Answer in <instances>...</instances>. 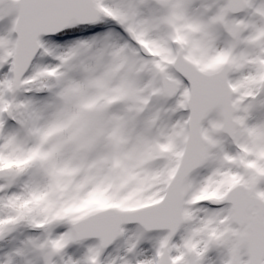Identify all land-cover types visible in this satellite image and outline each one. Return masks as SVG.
I'll return each mask as SVG.
<instances>
[{"label": "snow or ice", "instance_id": "snow-or-ice-1", "mask_svg": "<svg viewBox=\"0 0 264 264\" xmlns=\"http://www.w3.org/2000/svg\"><path fill=\"white\" fill-rule=\"evenodd\" d=\"M5 21L0 264H264V0Z\"/></svg>", "mask_w": 264, "mask_h": 264}, {"label": "rangeland", "instance_id": "rangeland-1", "mask_svg": "<svg viewBox=\"0 0 264 264\" xmlns=\"http://www.w3.org/2000/svg\"><path fill=\"white\" fill-rule=\"evenodd\" d=\"M256 2H257V3H260L261 0H256ZM6 24H7L6 21L3 22V23H0V33L3 32V30H4L5 26H6ZM147 247H148L147 245H141V246H140V249H141V250H144V249H146ZM120 255H123V251H122V250H121V252H120ZM147 255H150V252L145 251V256H147ZM213 255H215V254H213Z\"/></svg>", "mask_w": 264, "mask_h": 264}, {"label": "water", "instance_id": "water-1", "mask_svg": "<svg viewBox=\"0 0 264 264\" xmlns=\"http://www.w3.org/2000/svg\"><path fill=\"white\" fill-rule=\"evenodd\" d=\"M127 227H133V226L130 225V226H127Z\"/></svg>", "mask_w": 264, "mask_h": 264}]
</instances>
